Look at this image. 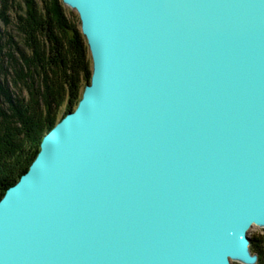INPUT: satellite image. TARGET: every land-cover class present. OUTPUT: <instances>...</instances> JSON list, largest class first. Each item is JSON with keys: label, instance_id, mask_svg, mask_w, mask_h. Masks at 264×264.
Returning <instances> with one entry per match:
<instances>
[{"label": "water", "instance_id": "1", "mask_svg": "<svg viewBox=\"0 0 264 264\" xmlns=\"http://www.w3.org/2000/svg\"><path fill=\"white\" fill-rule=\"evenodd\" d=\"M93 61L0 200V264L256 263L264 0H63Z\"/></svg>", "mask_w": 264, "mask_h": 264}, {"label": "trees", "instance_id": "2", "mask_svg": "<svg viewBox=\"0 0 264 264\" xmlns=\"http://www.w3.org/2000/svg\"><path fill=\"white\" fill-rule=\"evenodd\" d=\"M70 14L63 0H0V200L91 81L80 17ZM251 240L263 259L264 247Z\"/></svg>", "mask_w": 264, "mask_h": 264}, {"label": "rangeland", "instance_id": "3", "mask_svg": "<svg viewBox=\"0 0 264 264\" xmlns=\"http://www.w3.org/2000/svg\"><path fill=\"white\" fill-rule=\"evenodd\" d=\"M68 8H69V10L71 11V13L72 14H70V16H72L73 17V20H75L77 23H78V21L76 20V19H78V13H77V11L75 10V9H73V8H71V7H69L68 5H66ZM80 23H81V21H80ZM80 28H81V24H80ZM82 31V30H81ZM14 34H15V32H14ZM93 62V61H92ZM93 67V66H92ZM9 84H11V82L9 81ZM11 87H12V85H11ZM85 88V87H84ZM59 120H61V116H58L57 117V120H56V122H59ZM249 236H250V238L252 239H254V238H257V237H259V236H264V227H262V226H259V225H254L251 229H250V231H249ZM250 249H251V252H252V254H257V252H255V248H254V246L252 247V245L250 246ZM258 255V254H257ZM233 262V264H247V263H244L243 261H240V260H233L232 261ZM253 264H264V258L262 259V261H261V258H259V260H258V258H257V261H256V263H253Z\"/></svg>", "mask_w": 264, "mask_h": 264}, {"label": "flooded vegetation", "instance_id": "4", "mask_svg": "<svg viewBox=\"0 0 264 264\" xmlns=\"http://www.w3.org/2000/svg\"><path fill=\"white\" fill-rule=\"evenodd\" d=\"M257 242H258L259 245H261V246L264 247V236H259V237H257ZM263 247H262V248H263ZM258 252H259V251H258ZM257 254H258V253H257ZM259 258H261L260 254H258V260H259ZM261 260H262V258H261Z\"/></svg>", "mask_w": 264, "mask_h": 264}, {"label": "bare ground", "instance_id": "5", "mask_svg": "<svg viewBox=\"0 0 264 264\" xmlns=\"http://www.w3.org/2000/svg\"><path fill=\"white\" fill-rule=\"evenodd\" d=\"M233 260H234V259H233ZM233 260H232V261H233ZM236 260H240V259H236Z\"/></svg>", "mask_w": 264, "mask_h": 264}]
</instances>
